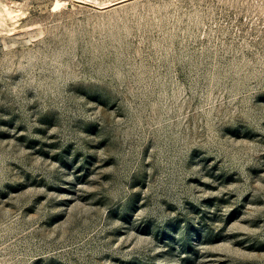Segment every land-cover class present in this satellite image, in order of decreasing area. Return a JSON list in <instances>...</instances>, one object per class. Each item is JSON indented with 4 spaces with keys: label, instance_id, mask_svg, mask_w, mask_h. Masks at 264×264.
Here are the masks:
<instances>
[{
    "label": "rangeland",
    "instance_id": "rangeland-1",
    "mask_svg": "<svg viewBox=\"0 0 264 264\" xmlns=\"http://www.w3.org/2000/svg\"><path fill=\"white\" fill-rule=\"evenodd\" d=\"M57 1L0 0V264H264V0Z\"/></svg>",
    "mask_w": 264,
    "mask_h": 264
},
{
    "label": "bare ground",
    "instance_id": "bare-ground-1",
    "mask_svg": "<svg viewBox=\"0 0 264 264\" xmlns=\"http://www.w3.org/2000/svg\"><path fill=\"white\" fill-rule=\"evenodd\" d=\"M58 5H59V2L56 0L55 6L58 7ZM14 17H15V11L11 10L6 3H1L0 4V20L13 19Z\"/></svg>",
    "mask_w": 264,
    "mask_h": 264
}]
</instances>
